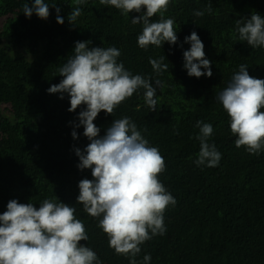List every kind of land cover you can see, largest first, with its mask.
Wrapping results in <instances>:
<instances>
[{"label":"trees","instance_id":"trees-1","mask_svg":"<svg viewBox=\"0 0 264 264\" xmlns=\"http://www.w3.org/2000/svg\"><path fill=\"white\" fill-rule=\"evenodd\" d=\"M0 2V214L11 200L39 208L43 200L57 197L76 208L89 236L80 243L90 247L101 264H130V257L109 247L99 219L77 204L79 182L93 179L91 169L77 167L75 154L90 143L84 128L75 127L86 106L69 112L67 93L60 99V93L47 91L63 79L59 68L73 55L76 42L90 41L89 48L119 49L118 63L157 88L155 111L146 105L141 88L112 115L102 111L94 121L102 137L114 120L130 118L165 160L159 179L177 203L164 213L165 234L140 246L137 264H144L146 254L151 256L149 264H264V149L250 154L235 146L230 118L216 99L242 64L250 76L264 79V46L252 48L241 41L236 25L253 12L264 18V0H170L164 18L174 19L177 44L147 49L137 43L143 25L131 23L141 13L124 15L100 0L81 5L45 0L50 15L42 20L23 13L24 5L31 7L34 0ZM209 4L211 13L204 11ZM75 7L82 15L71 25L68 17ZM56 8L63 25L57 23ZM195 11L204 15L197 17ZM159 19L157 14L150 22ZM193 31L211 62L210 78L190 77L184 68L183 53L191 47L184 41ZM162 56L168 70L157 73L149 61ZM197 121L213 126L208 142L222 157L214 168L195 164L200 151Z\"/></svg>","mask_w":264,"mask_h":264},{"label":"clouds","instance_id":"clouds-1","mask_svg":"<svg viewBox=\"0 0 264 264\" xmlns=\"http://www.w3.org/2000/svg\"><path fill=\"white\" fill-rule=\"evenodd\" d=\"M85 2L75 0L77 5ZM100 4L115 7L124 15L141 13L131 20L132 24L143 25L137 37L140 48L161 47L165 42L177 44L174 19L164 18L170 0H100ZM56 11L57 23L63 25L60 9ZM204 11L211 13L212 5ZM204 11H195L194 15L202 17ZM23 13L28 18L35 14L47 20L49 4L34 0L31 7L24 5ZM157 14L160 19L150 22ZM81 15L80 7H75L68 17L69 23L74 25ZM236 25L241 41L252 48L264 46V18L260 14L253 12L250 19L236 20ZM184 42L191 45L183 53L187 74L210 78L211 62L205 58L204 44L197 33L193 31ZM89 44L90 41L76 42L73 55L59 68L63 79L47 91L60 93V99L67 93L69 112L86 106L79 113V124L75 127L84 128L83 135L90 143L83 151L75 149V154L80 161L77 167L91 169L93 179L79 182L77 204L89 216L99 219L98 227L107 235L109 247L117 254L130 257V264H137L135 257L141 252L140 246L156 235L165 234L164 213L177 203L159 179L165 171V160L130 118L114 120L102 137L94 121L102 111L112 115L115 108L141 88L145 90L146 105L155 111L157 88L150 79L133 75L123 63H118L119 49L89 48ZM164 59V56L159 60L150 59L155 72L168 70ZM155 84L161 87L159 80ZM216 99L230 118L231 133L237 137L235 146L244 147L250 154H259L264 149V79L250 76L247 66L242 64ZM196 126L200 129L196 137L200 151L195 164L214 168L222 157L216 146L208 142L213 126L202 121H197ZM71 135L74 140L78 138L75 130ZM57 200V197L45 199L39 208L31 202L9 201L7 210L0 214V264H101L97 254L80 243L89 236L84 222L75 215L76 208ZM150 260V254L143 258L144 264Z\"/></svg>","mask_w":264,"mask_h":264},{"label":"rangeland","instance_id":"rangeland-1","mask_svg":"<svg viewBox=\"0 0 264 264\" xmlns=\"http://www.w3.org/2000/svg\"><path fill=\"white\" fill-rule=\"evenodd\" d=\"M0 4H1V2H0Z\"/></svg>","mask_w":264,"mask_h":264}]
</instances>
